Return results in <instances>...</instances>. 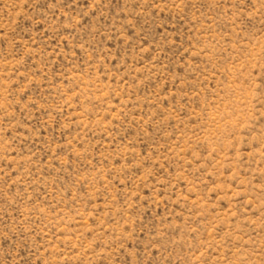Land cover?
I'll use <instances>...</instances> for the list:
<instances>
[{"label": "rangeland", "instance_id": "obj_1", "mask_svg": "<svg viewBox=\"0 0 264 264\" xmlns=\"http://www.w3.org/2000/svg\"><path fill=\"white\" fill-rule=\"evenodd\" d=\"M0 264H264V0H0Z\"/></svg>", "mask_w": 264, "mask_h": 264}]
</instances>
